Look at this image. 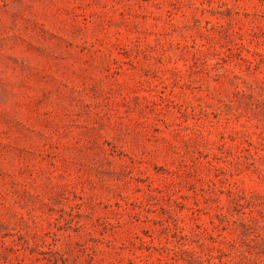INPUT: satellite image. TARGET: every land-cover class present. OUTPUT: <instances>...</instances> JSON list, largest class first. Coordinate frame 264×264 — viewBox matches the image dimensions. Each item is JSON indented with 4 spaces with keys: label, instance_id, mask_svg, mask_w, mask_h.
Returning <instances> with one entry per match:
<instances>
[{
    "label": "rangeland",
    "instance_id": "rangeland-1",
    "mask_svg": "<svg viewBox=\"0 0 264 264\" xmlns=\"http://www.w3.org/2000/svg\"><path fill=\"white\" fill-rule=\"evenodd\" d=\"M0 264H264V0H0Z\"/></svg>",
    "mask_w": 264,
    "mask_h": 264
}]
</instances>
